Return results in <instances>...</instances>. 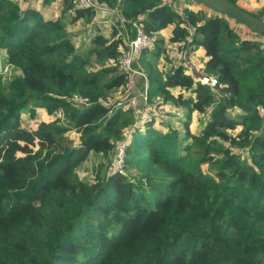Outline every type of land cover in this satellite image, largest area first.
<instances>
[{
  "label": "trees",
  "instance_id": "trees-1",
  "mask_svg": "<svg viewBox=\"0 0 264 264\" xmlns=\"http://www.w3.org/2000/svg\"><path fill=\"white\" fill-rule=\"evenodd\" d=\"M223 1L240 10L239 0ZM99 2L155 38L154 50L137 59H148V97L183 107L184 135L152 122L135 129L130 111L102 103L126 86L110 62L134 39L131 23L119 28L118 21L111 39L95 36L83 56L67 18L91 20L95 12L63 0L53 20L0 0V49L20 71L9 83L0 75V264H264V49L242 41L227 18L181 11L180 0ZM170 26L166 42L159 34ZM188 39L205 50V73L217 77V89L168 68L167 43ZM93 55L103 63L95 71ZM177 88L186 95L175 97ZM38 108L53 121L23 127L22 114ZM193 113L208 118L199 133L190 131ZM133 129L125 173L108 172L95 184L80 178L90 154L115 150Z\"/></svg>",
  "mask_w": 264,
  "mask_h": 264
},
{
  "label": "rangeland",
  "instance_id": "rangeland-1",
  "mask_svg": "<svg viewBox=\"0 0 264 264\" xmlns=\"http://www.w3.org/2000/svg\"><path fill=\"white\" fill-rule=\"evenodd\" d=\"M43 2V0H41ZM240 6L238 7L240 10L236 11L229 7L227 3L223 0H203L200 6H203L206 11L210 14L211 17H223L228 20H233L237 23V26L241 27L239 32L241 31L244 35H254L257 37H264V0H240ZM30 2L29 0H19L22 8H27L26 3ZM32 2V1H31ZM41 2V4H42ZM63 0H55L53 3L46 5L55 8V11H58L57 17H53V20L58 19L62 14L61 11L59 13L58 8L62 6ZM186 3L185 0H180V3ZM238 3V2H237ZM33 7L39 6V4L34 1L32 4ZM43 6V5H42ZM238 6V4H237ZM45 7V6H43ZM180 7V6H179ZM242 10V11H241ZM54 11V8H53ZM243 11L245 13H243ZM234 14L233 18H229L228 13ZM246 13L252 15H246ZM55 14V13H54ZM91 20L85 19L83 22L75 21L72 18H68L67 29L72 35L73 43L75 44L78 51L81 52V48L85 49L87 46L86 43L90 41L88 37H86V33L84 32V27L82 25H89ZM70 22V24H69ZM87 31V30H86ZM85 36V38L83 37ZM82 37V38H81ZM82 39V42H81ZM196 49H194L193 53L190 55V61L193 54L196 53ZM121 51V50H120ZM119 51V53H120ZM121 54V53H120ZM118 55V57L120 56ZM116 58L115 60H117ZM92 65L90 67L91 71H95V69H99L103 63L99 62L96 56H92ZM147 62L148 59H145L140 62L138 60L135 63V68L142 71L145 75H147ZM111 63V62H110ZM112 64V63H111ZM0 75L4 77V81L9 83L14 77L20 75V71L18 68L10 65L7 61L6 51L0 49ZM212 76V75H211ZM215 77V76H214ZM217 78V77H216ZM137 80L139 82L136 83L134 88L133 95L137 98V102L135 105L136 110L138 111V115L134 114L133 110L129 109L133 115L135 122V129L141 127V131L145 129V125L148 123H153V127L162 130L163 132L171 129H179L181 136L184 135L183 124L187 120L186 111L180 105H175L173 102H166L162 95L156 94L152 98L145 101L141 95L143 94L145 88V81L141 78ZM125 90L126 88H117L110 91L105 99L102 100V103L105 105H113V111L118 108H122L123 106L129 104L125 98ZM172 93L175 97H179L180 95L184 96L186 93H183V90L180 89H172ZM188 95V94H187ZM76 103H84L86 100L81 99L79 96L75 95L73 98ZM154 107V108H153ZM152 108L154 109L152 111ZM124 110V109H123ZM37 115L32 116L31 111L28 110L22 114L21 120L23 127L27 129H35L39 122L44 120H48L47 110L44 108H38ZM59 111H62V115L59 116ZM57 116L63 121L65 119V114L63 110H59ZM126 111V110H125ZM237 111V110H236ZM238 112V111H237ZM155 114V115H154ZM140 117H149L147 122L141 123ZM54 119V117L52 118ZM191 124L190 131L192 133H199L201 128H203L208 120L207 116H200L198 113H193L191 116ZM53 121V120H52ZM135 129L127 132L124 130L125 134H123V140L117 142L115 146V150L109 152L108 154H90L88 158L81 164L78 169V174L80 178L84 181L95 184L97 180L103 178L104 174H110L115 172L125 173L124 169V161H125V151L128 143L131 140V135L134 133ZM69 137L72 139L74 144L77 146H81L80 133L77 131H71L68 133ZM134 173V172H133Z\"/></svg>",
  "mask_w": 264,
  "mask_h": 264
},
{
  "label": "built area",
  "instance_id": "built-area-1",
  "mask_svg": "<svg viewBox=\"0 0 264 264\" xmlns=\"http://www.w3.org/2000/svg\"><path fill=\"white\" fill-rule=\"evenodd\" d=\"M76 9L82 11H93L95 15L92 18L94 23H97L99 20V13L100 12H112L116 13L114 10L107 9L100 5L99 0H76ZM117 19L120 23V27H124L126 23H131L136 31V35L134 39L125 40V45L120 48V56L117 57V60L112 61V65L117 66L119 71L125 75L126 77V90H125V98L129 104L120 105L123 106L124 110H133L134 114L138 115V111L135 108L137 98L133 95V90L136 86L137 79L143 78L145 79V88L141 97L147 101L148 97V82L146 75L139 71V69L135 68V63L139 56L146 52H150L154 50V41L151 35H149L143 25L140 22H132L127 20L125 17L121 16L120 14L117 15ZM105 24H109L108 21H105ZM240 39L242 41H250L252 43H258L262 49H264V37L260 38L254 35H244L241 32L239 33ZM195 46L192 44V39H188L186 41L181 42H172L167 43L165 46V58L168 63V68L171 70L176 69H183L190 75L194 76L192 73V66L190 61V55L193 53ZM197 83L201 84L202 86L209 87L212 90L217 89L219 86L218 79L214 76L208 74H198L195 77ZM226 96H223L225 98ZM154 108V107H153ZM152 108V111L154 110ZM213 109V108H212ZM209 112H211V110ZM237 112L234 110V113ZM62 115V111H59V116ZM155 115V114H154ZM141 123L147 122L149 117H140Z\"/></svg>",
  "mask_w": 264,
  "mask_h": 264
},
{
  "label": "crops",
  "instance_id": "crops-1",
  "mask_svg": "<svg viewBox=\"0 0 264 264\" xmlns=\"http://www.w3.org/2000/svg\"><path fill=\"white\" fill-rule=\"evenodd\" d=\"M12 1L19 2V0H12ZM29 1L30 2H27L26 3L27 8L26 7L23 8L24 10H26V9H35V10L41 11L42 14H43V16L45 18H48V19L49 18L50 19H53V17H57L56 15H58L57 14L58 11L57 12L55 11V8L56 7H53L54 5L43 7L42 4H41V2H42L41 0H29ZM34 1H36L39 4V6L33 7L32 4H33ZM240 2L241 1L239 0L238 3H237L238 4V7L240 6ZM177 7L181 11L184 10L185 8H189L190 10H193L195 12H198V11H206L203 6H200V4H196V3H191V4L184 3L183 4L181 2L180 5H178ZM53 8H54V11H53ZM240 8H242V7L240 6ZM58 10H59V13H60L61 6L58 8ZM206 12H208V11H206ZM99 16L100 17H99V20H98L97 23H94L92 21V19H91L89 25H84V24L82 25V27H84V32L83 33H86L87 32L86 37H88V40L90 38V41L88 43H86L87 46L85 47V49L81 48V55H83V56H86V54L88 53V51L91 49V46H92L91 43H92V40H93V38L95 36L101 34L105 38L111 39L113 37V34L112 33L114 32V30H116L118 32V30L115 29V25L118 22V19H117V15L116 14H114L112 12H109V13L100 12L99 13ZM68 18H72V17L69 16ZM68 18H67V22H68ZM83 20H85V18H81V19H79L77 21L83 22ZM105 21H108L109 24H105ZM231 22L233 23V25H235V28L239 32V29L241 30V27L237 26V23L235 21L231 20ZM69 24H70V22H69ZM173 28H174L173 26H170L167 29L163 30L159 34V37L164 38L165 41L168 42V39H170V37L172 36V30H173ZM117 36H116V38H117ZM83 37L85 38L84 35H83ZM81 42H82V39H81ZM207 61H208V57L206 56L205 50L202 47L197 48L196 49V53L193 54V56L191 57L192 73H193L194 77H197L198 74H206L205 73V65H206V62ZM158 67H159L160 70H163L164 69V67H165L164 59H161V58L158 59ZM137 80H140V79L138 78ZM137 82H139V81H137ZM145 85H146V83H145ZM47 116H48V120H44L45 122H50V121L53 120L52 119L53 117L50 116L48 113H47Z\"/></svg>",
  "mask_w": 264,
  "mask_h": 264
}]
</instances>
